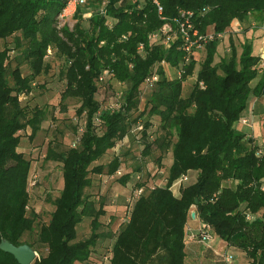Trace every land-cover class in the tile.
Wrapping results in <instances>:
<instances>
[{"label":"trees","instance_id":"trees-1","mask_svg":"<svg viewBox=\"0 0 264 264\" xmlns=\"http://www.w3.org/2000/svg\"><path fill=\"white\" fill-rule=\"evenodd\" d=\"M159 1L167 19L179 8L194 11L201 32L210 27L224 34L233 19L243 21L251 13L264 19V0ZM66 3L0 0V242L27 243L38 251L34 242L22 239L37 227L35 243L46 252L38 253L31 264H95L107 251V264H186L188 241L204 244L200 236L189 235L206 224L227 245L241 250L246 264H264V151L258 154L264 143L258 145L238 127L249 105L264 99L263 59L254 43H236L230 37L229 52L215 62L220 38L207 41L194 50L185 73L177 76L173 68L166 73L159 62L164 59L173 67L183 60L181 39L165 46L160 38L150 37L165 19L149 1L110 0L107 16L94 11L84 28L82 12L99 4L90 0L71 16L72 29L59 25ZM141 43L144 54L138 51ZM49 49L63 59L61 99L79 101L76 114L84 123L77 144L64 151L47 149L45 160L61 163L63 183L49 221L40 223L37 213L29 210L31 160L18 147L21 132L30 128L28 137L33 139L45 120V108L29 107L22 99L50 70ZM196 53L203 54L197 69ZM155 68L159 77L146 88L143 82ZM104 69L112 73L105 80L100 79ZM194 72L196 80L183 96V83ZM110 97L115 102L108 106ZM153 124L162 132L155 138L149 129ZM130 133L143 143L144 157L157 147V162L167 149L172 160L162 185L136 176L130 193L143 187L142 194L133 201L128 219L121 220L127 215L124 210L116 229L106 230L101 217L107 207L103 202L97 205L86 190L94 174H116L122 163L119 156L106 164L94 163ZM185 174L192 179L181 182L175 195L172 184ZM129 177L120 179L125 183ZM85 216L91 231L79 238L77 225ZM193 219L199 222L195 231L190 228ZM107 237L112 243L101 252L99 242ZM0 264L19 263L0 249Z\"/></svg>","mask_w":264,"mask_h":264},{"label":"rangeland","instance_id":"rangeland-1","mask_svg":"<svg viewBox=\"0 0 264 264\" xmlns=\"http://www.w3.org/2000/svg\"><path fill=\"white\" fill-rule=\"evenodd\" d=\"M65 15L69 16L67 12ZM67 16L60 18L59 25L66 23L72 29L75 20L72 17ZM81 16L83 17L82 26L88 28L90 24L88 19L84 18V11ZM262 20L264 19H259L257 18V15L252 13L248 14V17L243 21L233 19V22L236 21L237 24L235 27H229L220 38L215 62H218L221 57L227 55V52H229L228 47L230 37H232L236 43L243 41V39L251 40L254 43L255 53L264 57V51H262L264 44L261 45L264 31L260 28V26L264 25V21ZM205 32L211 33L212 29L209 27L208 30L203 31L202 33ZM13 54L14 51H11L10 55ZM195 57L197 69L203 54L196 53ZM46 59L51 65L50 70L48 73L37 78L38 82H36L31 93L26 98L22 99V102L25 101L29 107L39 106L45 108V120L42 122L41 129L33 139H29L28 137L30 128H26V130L22 131L21 142L18 147V149L24 152V154L31 160V169L28 176V191L30 195L29 210H33L37 213L38 221L40 223H47L49 221L51 212L54 209L53 200L59 195L63 183L61 163L54 160H45L47 149L50 146L55 151H64L77 144L78 135L81 132L84 123L83 117H79L76 114L79 101L73 97H67L63 100L61 99L64 83L60 79L59 70L63 59L55 55L52 50ZM261 67L264 68V64H261ZM22 70L26 73L27 66L23 65ZM190 76H192V74ZM115 80L116 78L113 80V87L114 89H117L115 95H119L121 90H118L119 85H117L118 83ZM193 83L194 79L191 77H188L184 81L182 89L183 96L189 94ZM144 100L145 98L141 101V109H143ZM263 100L264 99L254 100L242 116L247 117L249 121L247 123H242L241 121L238 123L239 129L246 133V137L251 138L258 143V145L264 143ZM114 102L115 99L110 97V99L106 101V104L111 106ZM103 106L105 105L103 104ZM63 109H65V111H63ZM153 125L154 126H151L149 129L152 133V137L155 138L162 132L157 127V124ZM142 149L143 143L141 140L133 137V133H130L115 147L109 149L101 159L94 163L106 164L114 156H119L122 161L119 172L111 177L107 178L105 175L94 174L93 184L86 190V193H90V198L93 199L97 205L100 202H103L107 207L106 214L101 217L103 228L106 230L109 229L113 231L116 229V218L111 213L114 212L113 206H118L117 208L119 210L117 211L123 209V212L125 210V202L138 174L143 178L146 177L149 183L155 186L164 183L163 178L166 176V168L172 160L170 150H165L162 154L161 161L157 162V158L161 154L159 148L154 147L151 154L145 157L141 153ZM125 174H129L130 177L127 182L122 183L120 177ZM190 177L187 182L191 181L192 178ZM176 189L177 188L174 189L176 191L175 193H177ZM120 205L121 207L119 208ZM117 211L116 213H118ZM36 230L37 227L31 234L25 233L22 239L34 242V245L38 250L37 253L41 255L46 252V249L35 243ZM90 231V218L85 216L77 225L78 237H87L90 234ZM111 238L112 237H107L99 242L101 252H105L109 248L112 243ZM219 239L218 236L213 235V238L210 241H215L213 244H216V241H219ZM223 247H225V245ZM225 253L230 256L231 261L229 263L222 261L224 260ZM216 256L217 257L212 261L213 263L206 261L205 264H246L244 253L233 246L227 245L225 249L218 250Z\"/></svg>","mask_w":264,"mask_h":264},{"label":"built area","instance_id":"built-area-1","mask_svg":"<svg viewBox=\"0 0 264 264\" xmlns=\"http://www.w3.org/2000/svg\"><path fill=\"white\" fill-rule=\"evenodd\" d=\"M88 1L90 0H67L66 6L64 7L63 12L60 15V18H64L65 16H67L65 15L66 12L69 15L67 17H71L79 6L88 3ZM98 1H99V4L97 5L96 8L95 7H93L92 9L88 8V10L84 11V18L90 17L94 11L98 12L101 15L107 16V7L110 3V0H98ZM139 1L140 2L149 1L151 4L154 5L159 18L165 19V22L162 24L160 29L154 31L150 35L152 39L160 38V40L165 46H169L171 42H174L178 38L181 39V47L183 48V51L185 53L183 56V60H181L178 65L173 66V67L169 66L168 63L164 59H162L159 62V64L165 69L166 73L169 72V68H173L174 73L177 76H182L185 73V67L186 65H188L191 59V56L194 53V50L201 49L203 47V44L206 43L207 41L213 40L215 38H221L223 35V33L215 34L213 31L211 33L209 32L202 33L195 26V22H194L195 13L192 10L179 8L177 11V14L173 18L167 19L163 15L164 9L159 0H139ZM263 28H264V25H263ZM122 38H125V37L123 36ZM143 49H144L143 44L142 43L139 44L138 51L144 54ZM155 71H156V68L153 70V73L150 74L144 80L143 85L146 88L152 86L155 83V81L158 79L159 73ZM111 75H112L111 72H109L107 69H104L103 74L100 77V79L105 80L111 77ZM188 77H191L192 79H194V82H195L196 76L194 73L192 74V76L188 75L187 78ZM199 84L201 87L204 86V83L202 81H200ZM248 121L249 120L247 117L241 118L242 123H247ZM138 128L141 129L142 126L139 125ZM263 151H264V145H261L260 149L258 150V154L262 153ZM118 172L119 170H117L116 173ZM187 180H188V175L187 174L182 175L179 179H177L172 184V187L179 186L181 182L183 181L185 182ZM143 190H144L143 187H134L132 189V192L127 197V200L125 203L126 206H124L125 213L127 215L121 218L122 221H125L128 219V213L131 208V205L133 204V201L140 197ZM213 235L214 234L210 232V226L206 224H202L201 228L199 229L198 234L192 233L191 235H189V238L194 239V238H199L200 236L199 241L202 243H206L213 238ZM37 256H38V253L36 257ZM109 257L110 255H109V252L107 251L105 254H103L102 261H99L95 264H107ZM224 261L226 263H229L231 261L230 256L227 253L224 254Z\"/></svg>","mask_w":264,"mask_h":264},{"label":"crops","instance_id":"crops-1","mask_svg":"<svg viewBox=\"0 0 264 264\" xmlns=\"http://www.w3.org/2000/svg\"><path fill=\"white\" fill-rule=\"evenodd\" d=\"M236 22L234 21L232 23V27H235L236 26ZM263 27V26H261ZM264 44V37H263V40L261 42V45ZM261 47V46H260ZM262 51H264V48L262 49ZM257 54V53H256ZM262 59H263V62L262 64H264V57L262 56ZM258 99H263V98H257L256 100ZM263 103V106H264V100L262 101ZM247 110V109H246ZM246 110L244 111L243 115L245 114ZM175 188H177V193H175L176 191L174 190ZM173 190V193L175 195H179V190H178V186H174L172 188ZM118 206H113V209H114V212H111L112 214H114L113 216H115V218L117 219L118 215H121L120 212L121 211H117L119 210L117 208ZM121 207V205L119 206V208ZM112 210V209H111ZM116 211L118 213H116ZM199 226V222L197 220H192L190 222V228L192 230H196ZM212 240V239H211ZM215 242V241H213ZM212 241L210 242H206L204 244H201V243H198L194 240H189L188 243H187V250H188V253H187V257H186V264H205L206 261H210L212 262L216 253L218 252V250H223L227 247V243L222 240V239H219V241H216V244H213ZM225 245V247H223ZM214 256V257H213ZM213 263V262H212ZM208 264V263H206Z\"/></svg>","mask_w":264,"mask_h":264},{"label":"water","instance_id":"water-1","mask_svg":"<svg viewBox=\"0 0 264 264\" xmlns=\"http://www.w3.org/2000/svg\"><path fill=\"white\" fill-rule=\"evenodd\" d=\"M195 212L191 213L193 217ZM0 249L11 253L19 264H31L36 258V250L27 243L14 245L7 239H2L0 242Z\"/></svg>","mask_w":264,"mask_h":264}]
</instances>
